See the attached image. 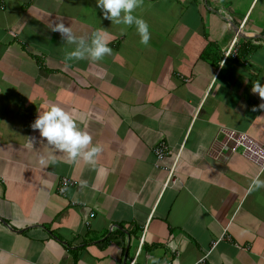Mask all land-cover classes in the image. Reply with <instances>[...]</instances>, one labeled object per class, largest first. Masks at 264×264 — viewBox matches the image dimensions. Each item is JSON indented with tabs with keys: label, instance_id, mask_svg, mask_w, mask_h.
Wrapping results in <instances>:
<instances>
[{
	"label": "crops",
	"instance_id": "0c3cea01",
	"mask_svg": "<svg viewBox=\"0 0 264 264\" xmlns=\"http://www.w3.org/2000/svg\"><path fill=\"white\" fill-rule=\"evenodd\" d=\"M135 14L147 45L96 0H5L0 264H264V188L248 191L264 169L210 156L220 128L264 147V98L251 91L264 83V0H143ZM60 21L89 38L104 28L111 54L68 59L75 45L51 29ZM52 104L102 147L95 165L32 128ZM62 178L73 182L63 196Z\"/></svg>",
	"mask_w": 264,
	"mask_h": 264
},
{
	"label": "clouds",
	"instance_id": "9594fccd",
	"mask_svg": "<svg viewBox=\"0 0 264 264\" xmlns=\"http://www.w3.org/2000/svg\"><path fill=\"white\" fill-rule=\"evenodd\" d=\"M142 3L143 0H96L97 7L101 9L106 19L114 24L125 26L121 28V34L126 32L127 26L134 25L140 36V42L147 45L151 39L149 24L135 14ZM51 29L58 31L65 42L75 45V48L67 54L68 59L90 58L92 61H99L112 52L108 33L104 28L94 31L90 38L86 35L77 36L72 27L66 26L63 21L53 24ZM251 91L264 98V83L260 80L255 81ZM259 107L264 108V103H261ZM32 128L39 130L40 137L48 145L68 153L73 159L82 157L84 161L92 165L96 164V157L103 150L99 144H92V136L78 125L74 114L58 104H52L46 110L39 111ZM55 162L53 155L40 159L42 165ZM261 175L264 173L252 178L249 192L264 188V179ZM81 183L87 184V181H81ZM152 264H161V262L153 257Z\"/></svg>",
	"mask_w": 264,
	"mask_h": 264
},
{
	"label": "built area",
	"instance_id": "2783aa9c",
	"mask_svg": "<svg viewBox=\"0 0 264 264\" xmlns=\"http://www.w3.org/2000/svg\"><path fill=\"white\" fill-rule=\"evenodd\" d=\"M5 0H0V10L4 9ZM234 53V46L226 53L230 56ZM235 56V55H234ZM219 135L221 140L217 147L211 148L210 156L217 162L227 163L228 160L234 155L239 154L244 159L256 165L260 170L264 169V147L261 146L256 140L250 137L247 133L238 132L236 130L220 128ZM155 162L153 167L160 168V163L166 158L168 154V147L166 143L160 142L152 150ZM174 167L169 170L168 180H170ZM73 186V182L67 178H62L57 186V193L63 196L68 187ZM90 219L94 214H90ZM89 225V222H86ZM202 258L200 261H203Z\"/></svg>",
	"mask_w": 264,
	"mask_h": 264
}]
</instances>
